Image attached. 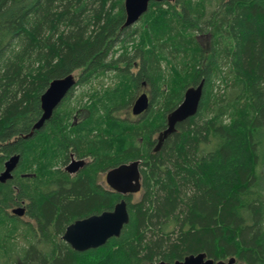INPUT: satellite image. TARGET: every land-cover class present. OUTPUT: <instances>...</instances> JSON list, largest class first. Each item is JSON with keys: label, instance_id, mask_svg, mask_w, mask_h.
<instances>
[{"label": "trees", "instance_id": "16d2710c", "mask_svg": "<svg viewBox=\"0 0 264 264\" xmlns=\"http://www.w3.org/2000/svg\"><path fill=\"white\" fill-rule=\"evenodd\" d=\"M124 1L0 0V175L20 157L0 182V264L173 263L199 253L264 264V0L152 1L128 28ZM77 73L33 130L50 82ZM108 73L115 85L92 87L90 101L82 94L71 108L78 86ZM201 82L198 112L155 152L167 115ZM144 87L147 112L121 119ZM72 155L89 159L74 175L64 169ZM136 160L134 201L102 175ZM122 199L130 222L118 238L85 252L62 239ZM18 207L28 221L12 213Z\"/></svg>", "mask_w": 264, "mask_h": 264}, {"label": "water", "instance_id": "95a60500", "mask_svg": "<svg viewBox=\"0 0 264 264\" xmlns=\"http://www.w3.org/2000/svg\"><path fill=\"white\" fill-rule=\"evenodd\" d=\"M154 2H172L173 0H125V23L123 28L133 27L148 12L150 3ZM76 85L74 74L67 75L63 78L54 79L50 82L49 87L41 96L42 116L33 126V130H39L48 121L54 111L62 103L65 97ZM204 93V82L197 86L190 87L186 90L182 103L167 115V127L158 135V144L155 152L160 151L164 141L171 134L177 131V125L184 122L190 117L196 115ZM150 106L148 94L142 93L134 102L132 113L135 116L143 115ZM32 132L27 136H32ZM19 155L12 156L5 163V170L0 175V182L5 183L13 178V173L19 163ZM87 162L85 159H73L66 166L65 171L71 175L78 173ZM141 160L121 164L110 169L105 180L107 186L113 191L127 196L137 194L142 189L141 183ZM25 208L18 207L13 209L12 213L18 217L25 215ZM130 222L128 203L122 199L116 204L112 211H105L101 214H95L83 219L76 220L70 224L62 239L78 252H85L91 249L99 248L105 245L112 238H118L126 225ZM150 264H245L238 263L237 259L232 257L228 260L215 261L208 258L205 253L189 255L184 260H178L173 263L163 261L152 262Z\"/></svg>", "mask_w": 264, "mask_h": 264}, {"label": "rangeland", "instance_id": "374dc122", "mask_svg": "<svg viewBox=\"0 0 264 264\" xmlns=\"http://www.w3.org/2000/svg\"><path fill=\"white\" fill-rule=\"evenodd\" d=\"M139 24V23H138ZM135 26H137V24L136 25H134V27ZM135 38H136V40H135V42H139V37H138V35H136L135 36ZM200 39L202 40V41H206L207 40V37H203V36H201L200 37ZM131 46V45H130ZM129 46V47H130ZM130 51H132V49H131V47H130V49H129ZM121 52H122V49H121V47L120 46H117L115 49H114V52H113V54H112V56H111V58H114V59H116L120 54H121ZM75 77H76V80H77V78H78V73L77 74H75ZM117 82V79H116V77H115V75H113L112 73H108L107 75H106V77L103 79V80H101V81H99V80H94V81H91L89 84H84V86H82V85H80V86H78L77 88H76V93L74 94V96H73V98H72V100H71V102H70V104H71V108L73 107V105L79 100V98H80V96L82 95V94H86V97H85V101H90V96L92 95V91H91V89H92V87L93 88H97L98 90H101L103 87L105 88V87H109V86H113V85H115V83ZM82 86V87H81ZM148 88H143V89H141L140 90V92H139V95H141L142 93H147V94H149L148 93ZM217 91V90H216ZM84 92V93H83ZM78 96V97H77ZM82 103H84V101L83 102H81V103H79V105H81ZM134 104V103H133ZM133 104L131 105V107L130 108H128V109H124L121 113H120V118L121 119H126V120H138L139 118H141L142 116L141 115H139V116H135L133 113H132V107H133ZM78 112V111H77ZM85 115V111H82V112H80V113H74V114H72V117H71V119H70V125L71 126H76V125H78L81 121H82V118H84L83 116ZM158 138V137H157ZM89 161V159H87V162ZM66 168V166H64V169ZM105 175H106V173L105 174H103L102 175V183L104 184V185H107V183H106V180H105ZM141 193L139 192V193H137V195L134 197V201H137L139 198H140V195ZM24 220L25 221H28L29 219L27 218V217H24Z\"/></svg>", "mask_w": 264, "mask_h": 264}, {"label": "flooded vegetation", "instance_id": "af4514ba", "mask_svg": "<svg viewBox=\"0 0 264 264\" xmlns=\"http://www.w3.org/2000/svg\"><path fill=\"white\" fill-rule=\"evenodd\" d=\"M73 159L79 160L78 158H76L74 155L71 156L70 162L68 163V165L73 161ZM87 162V159H85ZM25 216V215H24ZM23 216V217H24Z\"/></svg>", "mask_w": 264, "mask_h": 264}]
</instances>
